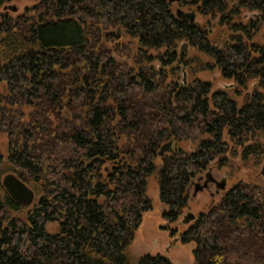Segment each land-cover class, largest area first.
I'll return each instance as SVG.
<instances>
[{"label":"trees","instance_id":"obj_1","mask_svg":"<svg viewBox=\"0 0 264 264\" xmlns=\"http://www.w3.org/2000/svg\"><path fill=\"white\" fill-rule=\"evenodd\" d=\"M234 2L188 0L230 26L214 38L169 0H40L0 13V264H174L131 249L152 208L150 177L176 221L232 146L243 161L264 160V45L251 40L264 0ZM243 10L259 17L232 22ZM182 41L256 90L239 104L211 82L185 85ZM169 141L177 146L160 156ZM10 172L34 190L31 205L3 187ZM181 238L195 244L194 264H264L263 178L234 183Z\"/></svg>","mask_w":264,"mask_h":264},{"label":"rangeland","instance_id":"obj_2","mask_svg":"<svg viewBox=\"0 0 264 264\" xmlns=\"http://www.w3.org/2000/svg\"><path fill=\"white\" fill-rule=\"evenodd\" d=\"M39 1L40 0H13L0 5V13L9 11L12 15H19L36 5ZM227 1L230 6H233L235 3L234 0ZM171 4L174 13L178 6L182 7L188 12L195 11L196 21L211 31V38L217 37L224 31L230 32L229 25H220L219 16L214 17L200 13L197 10V6L188 3V0H181L178 3ZM10 6H14L17 9H9ZM251 17V12L243 10L240 16H235L232 22L246 23ZM263 32L264 24L261 25L255 32H252L251 40L254 43L264 45ZM121 40L127 42L128 38L124 37ZM117 41L115 40L113 43H116ZM185 44H187V48L183 49V53L186 54L185 60L188 64L185 69L186 75H184L181 71L176 75L182 83L184 82L183 77H185L187 83L195 79L211 82L213 91L222 90L224 88L223 90H228L239 104H243L244 101L247 100L248 96L252 94L254 90H256V80L249 81L247 86H237L233 79L225 78L220 68L215 66L213 59L199 51L196 47L182 41L180 42L178 49L181 45ZM171 78L172 76L170 75L168 81H170ZM233 82L235 83V86L230 88L229 85H231ZM0 143H2L4 146L7 145V140L4 136H0ZM179 145L185 149L190 148V144L187 142H181ZM4 146L3 149H5ZM234 150H238V154ZM240 152L241 150H239V148L237 149L232 146L231 152L226 155V164L221 166L215 163L210 169L212 174L218 176L219 179L227 180L226 190L240 180L254 181L259 177H262L261 168L264 160L262 161L261 165L255 166L254 161H243L240 157ZM158 162L161 163V160L158 159ZM194 189L195 186H192L188 205L182 214L176 221H171L164 215V212L167 210V206L160 199L157 173H154L150 177L148 181V195L151 199L152 208L144 212L142 222L139 228L136 230L135 238L131 247L132 251L136 255L162 254L167 256L174 264H194L193 250L195 248V244L193 242H183L181 233L186 229L187 226L183 225L181 221L187 212H193L194 214L198 215L200 212L207 211L222 197L219 195L213 197L206 190H200L195 193ZM226 190H220L219 193L221 192L223 195ZM48 228L50 230L56 231L57 225L53 223L50 224Z\"/></svg>","mask_w":264,"mask_h":264},{"label":"water","instance_id":"obj_3","mask_svg":"<svg viewBox=\"0 0 264 264\" xmlns=\"http://www.w3.org/2000/svg\"><path fill=\"white\" fill-rule=\"evenodd\" d=\"M171 2H174L176 0H170ZM9 9L16 10L17 8L14 6H10ZM194 16V13L193 15ZM107 35H111L116 39H119L122 36L121 30H118V32H108ZM187 48V44H185L184 49ZM183 74L186 75V71L183 69ZM185 78V77H184ZM177 146V143H174L173 141H169L162 145L160 148L158 154L160 156H164L166 153L173 151L174 147ZM261 175L264 180V162L261 168ZM2 185L5 188V190L9 193V195L12 197V199L21 205H30L35 200V192L33 189H31L25 182H23L16 174L14 173H8L2 178ZM227 180L223 179L221 181L220 190H226ZM202 188L197 184L194 191L195 193L200 191ZM197 218V215L193 212H187L181 223L183 225H189L191 222H193Z\"/></svg>","mask_w":264,"mask_h":264},{"label":"flooded vegetation","instance_id":"obj_4","mask_svg":"<svg viewBox=\"0 0 264 264\" xmlns=\"http://www.w3.org/2000/svg\"><path fill=\"white\" fill-rule=\"evenodd\" d=\"M181 0H176L172 3H178L180 2ZM234 6V5H233ZM177 12L178 14L183 18V19H189L191 22H194L195 21V15H193L192 12H188L186 10H184L182 7L178 6L177 7ZM195 12V11H194ZM196 13V12H195ZM259 17V14L258 13H254L252 12V17L254 20L257 19ZM250 20V19H249ZM248 20V21H249ZM264 34V32H263ZM187 84V83H186ZM185 84V85H186ZM232 86L234 87L235 86V83L233 82L232 83ZM233 87H230V88H233ZM224 89V88H223ZM212 168V167H211ZM210 168V169H211ZM209 169V170H210ZM206 171L204 174H202L194 183H193V186H197V184L199 186H201V190H206L207 192H209V194L213 197H215L216 195H219V196H222V193L220 191V185H221V181L222 179H219L218 176H216L215 174H212V171ZM198 181V182H197Z\"/></svg>","mask_w":264,"mask_h":264},{"label":"bare ground","instance_id":"obj_5","mask_svg":"<svg viewBox=\"0 0 264 264\" xmlns=\"http://www.w3.org/2000/svg\"><path fill=\"white\" fill-rule=\"evenodd\" d=\"M170 1V0H169ZM171 2V1H170ZM172 3V2H171ZM178 10V9H177ZM177 10L175 11V14L179 17V18H182L179 14H178V12H177ZM192 13H194V15H195V18H196V13L195 12H192ZM184 46L185 45H181V47H182V51H183V49H184ZM184 78V77H183ZM187 82H186V80H185V78H184V84H186ZM229 87H232V84L231 85H229ZM10 173H12V172H10ZM8 174V173H7ZM15 174V173H14ZM24 182V181H23ZM31 188V187H30ZM32 189V188H31ZM34 191V190H33ZM34 202V201H33ZM31 205V204H30Z\"/></svg>","mask_w":264,"mask_h":264}]
</instances>
